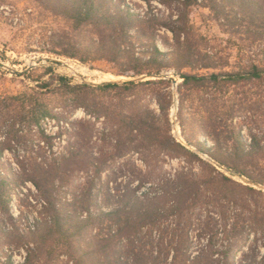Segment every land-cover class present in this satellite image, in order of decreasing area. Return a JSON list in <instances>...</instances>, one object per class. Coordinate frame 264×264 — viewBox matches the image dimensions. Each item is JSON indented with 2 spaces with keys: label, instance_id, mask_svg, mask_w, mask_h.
Instances as JSON below:
<instances>
[{
  "label": "trees",
  "instance_id": "trees-1",
  "mask_svg": "<svg viewBox=\"0 0 264 264\" xmlns=\"http://www.w3.org/2000/svg\"><path fill=\"white\" fill-rule=\"evenodd\" d=\"M200 1L179 0L180 16L176 21L166 22L154 16L155 23L171 30L177 42H181L189 33V11L201 5ZM204 1L219 18L237 16L242 33L264 43V0ZM41 3L77 26L96 27L101 36L94 44L91 41L87 45L83 41L72 45L60 43L54 51H61L55 52L81 60L107 61L118 75L160 74L164 69L175 68L187 86L264 82V65L252 63L227 70L224 68L229 64L220 63L208 54L202 62L178 48L173 54L164 51L156 42L152 45V56L143 59L127 41L134 36L130 34L132 28L149 21L127 0H41ZM229 8L238 11L234 14ZM103 28L114 31V36L105 35ZM185 68L222 70L200 74L183 72ZM56 81L62 87L70 86V78L66 76L53 77L40 86L52 88ZM138 85L108 83L98 87L131 89ZM77 87L80 89L77 103L87 108L89 90L95 88L88 84ZM10 113L14 114V124L30 117L39 126L43 111L16 107ZM135 129L136 124L130 127L127 138L113 145L117 153L127 154L138 147L132 146ZM156 132L161 146V133ZM38 133L51 151L53 138L40 126ZM251 137L249 146L239 137L234 146L217 140L215 147L203 138L200 149L222 166L264 184V177L250 172L264 166V136L252 134ZM11 141V138L0 141V162L5 144ZM45 145L40 144L37 149L30 146L28 155L18 159L24 180L36 186L43 200L39 216L28 230L22 231L9 222L15 219L11 206L15 179L0 176V232L16 234L27 251L23 262H17L9 253L2 260L0 254V264H47L63 255L68 257L66 263L71 264H217L220 256L224 264H264V192L220 171L172 134L168 138V153L173 157L188 154L196 157L202 171H178L163 183L156 181L159 174L155 171H133L125 187H112L113 180L103 182V171H90L92 164L86 148L81 146L83 149H70L49 158ZM114 174L118 176L117 172ZM65 184L74 186L72 197L60 195ZM231 203L242 208L234 217L227 210ZM216 207L221 208L219 216L213 212ZM55 243L60 251L58 255L51 251ZM239 252L243 254L241 259Z\"/></svg>",
  "mask_w": 264,
  "mask_h": 264
},
{
  "label": "rangeland",
  "instance_id": "rangeland-1",
  "mask_svg": "<svg viewBox=\"0 0 264 264\" xmlns=\"http://www.w3.org/2000/svg\"><path fill=\"white\" fill-rule=\"evenodd\" d=\"M127 1L149 21L146 25L132 28L130 34L134 36L127 41L143 59L152 56V45L156 42L164 51L173 54L174 49L178 48L202 62L208 54L220 63L229 64L224 68L227 70L252 63L264 65V43L249 39L242 33L237 16H230L229 19L217 17L204 0L200 1L201 5L190 9L189 33L181 38V42H177L174 33L155 23L153 18L158 16L166 22L176 21L180 16L179 0H167L166 3L162 0ZM229 10L234 14L238 11ZM103 30L105 35L114 36V31L108 28ZM233 30L241 33L235 31V34ZM100 37L96 27L77 26L48 10L41 0H0V119L3 120H0V141L12 139L5 144L0 176L15 179L11 202L15 219H8L22 231L35 224L43 203L36 186L24 180L18 164V159L28 155L30 146L37 149L40 144L45 145L38 133L39 126L53 138L51 151L45 145L47 157L84 147L90 155V171H103V182L113 180L112 187H125L133 171H155L159 174L156 178L158 183L169 180L178 171H202L196 157L190 154L173 157L168 153L169 134L213 164L214 159L200 149L203 138L211 147L217 145V140L224 145L234 146V141L239 137L249 146L252 134L264 136V82L237 86L226 83L187 86L183 84L180 72L170 68L161 73L176 72L179 81L177 88L171 79H151L136 82L140 85L131 89H99L85 80L102 83L133 76L116 74L113 65L104 60H81L55 52L61 50L54 51L60 43L72 45L76 41H83L87 45L86 42L91 41L94 44L100 41ZM32 64H35L33 68ZM221 70L185 68L183 72L202 74ZM56 76L70 78V86L62 87L57 81L52 88L40 86ZM84 84L95 88L89 90L87 108L77 103L80 93L77 86ZM16 107L42 110L41 124L37 126L35 122L32 123L30 117L14 124V114L10 112ZM135 124L137 129L131 135L135 138L132 146L138 147L127 154L117 153L113 145L127 138L130 127ZM156 131L161 133V146H158ZM217 167L236 181L264 192V184H247ZM250 172L264 177V166ZM84 181L81 178L85 186ZM74 189L72 184H65L60 189V195L72 197ZM227 208L231 217L242 209L233 203ZM220 211V207L213 208L216 216L220 215ZM0 241L2 260L6 253L12 254L17 262L25 260L26 248L18 242L16 234L0 232ZM202 243L206 244V241ZM51 251L55 255L60 252L56 243ZM242 255L239 252L238 259ZM219 258L221 261L217 264H224L223 256ZM67 260L68 257L63 255L47 264H71L66 263Z\"/></svg>",
  "mask_w": 264,
  "mask_h": 264
},
{
  "label": "water",
  "instance_id": "water-1",
  "mask_svg": "<svg viewBox=\"0 0 264 264\" xmlns=\"http://www.w3.org/2000/svg\"><path fill=\"white\" fill-rule=\"evenodd\" d=\"M34 66H35V64H32L31 68H33ZM15 72L17 74H21L22 73V72H19V71H15ZM177 76H178V74L176 72L169 71V72H163L161 74L139 75V76H133V77H130V78L121 77V78L107 80V81L102 82V83H94V82H91L89 80H85V81H86V83L94 85V86H101V85L108 84V83L122 85V84H125V83H128V82H140V81H146V80H151V79H171L173 84H174V86H175V88H177L178 84H179ZM213 162L217 166H220L221 168L227 170L229 173H231V175L240 178L245 183L251 184V185H258V184H256L255 181H253L252 179H250V178H248V177H246L244 175H241L239 172H236L234 170H230V169L222 166L221 164H219L215 160H213Z\"/></svg>",
  "mask_w": 264,
  "mask_h": 264
}]
</instances>
